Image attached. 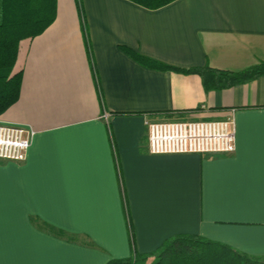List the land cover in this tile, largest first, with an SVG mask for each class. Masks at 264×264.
I'll return each mask as SVG.
<instances>
[{
	"label": "crops",
	"instance_id": "1",
	"mask_svg": "<svg viewBox=\"0 0 264 264\" xmlns=\"http://www.w3.org/2000/svg\"><path fill=\"white\" fill-rule=\"evenodd\" d=\"M209 66L264 61V0H57L19 45V100L0 119L35 130L0 159V264H106L197 234L264 257V74L207 89ZM232 153L148 150L147 123L225 119Z\"/></svg>",
	"mask_w": 264,
	"mask_h": 264
},
{
	"label": "trees",
	"instance_id": "2",
	"mask_svg": "<svg viewBox=\"0 0 264 264\" xmlns=\"http://www.w3.org/2000/svg\"><path fill=\"white\" fill-rule=\"evenodd\" d=\"M133 1L158 8L173 0ZM56 14L57 0H0V115L20 98L23 71H14V66L21 40L44 32ZM128 51L149 66L199 73L207 89L240 84L264 74V61L239 71L209 66L182 69ZM106 264H264V257L247 254L197 234H178L165 240L153 252L140 253L133 248L131 256L111 259Z\"/></svg>",
	"mask_w": 264,
	"mask_h": 264
},
{
	"label": "built area",
	"instance_id": "3",
	"mask_svg": "<svg viewBox=\"0 0 264 264\" xmlns=\"http://www.w3.org/2000/svg\"><path fill=\"white\" fill-rule=\"evenodd\" d=\"M151 154H211L236 150V123L225 119H164L147 123ZM35 130L0 119V159L27 158Z\"/></svg>",
	"mask_w": 264,
	"mask_h": 264
}]
</instances>
